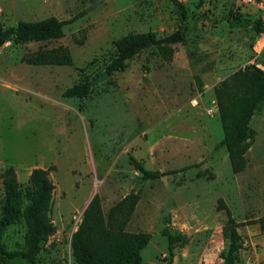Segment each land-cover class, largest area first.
I'll return each mask as SVG.
<instances>
[{
    "label": "rangeland",
    "instance_id": "1",
    "mask_svg": "<svg viewBox=\"0 0 264 264\" xmlns=\"http://www.w3.org/2000/svg\"><path fill=\"white\" fill-rule=\"evenodd\" d=\"M92 2L0 0L3 29L77 16L59 38L0 46V213L3 169L14 167L24 193L31 169L41 167L54 184L46 214L55 231L40 242L38 264H75L71 235L90 198L97 194L107 212L129 193L138 198L125 229L149 234L141 264H225L221 198L240 235L235 264H264L257 222L264 216V102L249 122L253 142L241 172L231 170L224 147H215L222 128L214 86L246 64L264 70L263 34L234 22L253 20L256 9L238 0H183L182 19L173 0H101L87 9ZM177 30L180 39L142 49L84 97L63 94L104 72L128 34L152 32L157 40ZM158 45L170 46L171 57ZM59 46L71 64L26 61ZM138 164L159 172L192 166L142 178ZM165 231L187 237L172 255ZM25 232L20 216L2 233L7 249L22 248Z\"/></svg>",
    "mask_w": 264,
    "mask_h": 264
},
{
    "label": "trees",
    "instance_id": "2",
    "mask_svg": "<svg viewBox=\"0 0 264 264\" xmlns=\"http://www.w3.org/2000/svg\"><path fill=\"white\" fill-rule=\"evenodd\" d=\"M180 11L182 19H186L183 5L173 0ZM77 16L59 19L48 16L39 20H20L11 26V34H4L0 24V46L6 41L14 43L23 41H44L63 36V26L73 22ZM238 25H248L255 33L264 32L258 17L235 18ZM152 32L128 34L117 45L116 55L106 65L105 71L111 73L122 70L125 61L142 49L148 48L155 41ZM160 54L170 58L173 49L168 45H158ZM31 64H71V56L65 47L43 49L32 57L26 58ZM91 87V81H82L65 89L67 97H84ZM214 95L218 116L222 128V137L215 145L224 147L234 173L241 172L247 165L245 156L253 137L249 130V122L254 112L264 102V70L246 64L236 69L214 86ZM132 159V158H131ZM184 165L159 172L138 164L142 178H156L165 174H174L190 168ZM3 202L0 213V264H38L36 254L40 250V242L55 231V226L46 214L54 184L48 177V170L34 167L28 175L30 188L24 193L19 188L14 167L9 165L1 172ZM27 203L21 207L23 199ZM138 196L129 193L112 204L107 212L101 206L100 197L94 194L84 207L77 228L71 235V254L75 264H141L140 250L147 243L149 234L131 232L125 226L132 214ZM218 207L223 208L226 221L223 235L228 239V247L222 258L225 264H235L238 249L241 247L240 235L236 230L237 223L221 198ZM22 216L26 224L24 246L18 249H7L3 240L4 229ZM264 229V216L257 219ZM168 251L172 255L177 245H184L187 237L181 233L165 231Z\"/></svg>",
    "mask_w": 264,
    "mask_h": 264
},
{
    "label": "water",
    "instance_id": "3",
    "mask_svg": "<svg viewBox=\"0 0 264 264\" xmlns=\"http://www.w3.org/2000/svg\"><path fill=\"white\" fill-rule=\"evenodd\" d=\"M100 1L101 0H93L91 5L87 9H92ZM4 34L5 35L6 34H11V28L6 29ZM178 39H180V32L177 30V31L165 36V37H162V38H159V39L155 40L152 44H154V45H157V44H169V43L177 41ZM106 76H108V73L106 71L102 72L95 79H93L91 81V84L100 81L101 79H103ZM135 167H137V164L135 165Z\"/></svg>",
    "mask_w": 264,
    "mask_h": 264
},
{
    "label": "built area",
    "instance_id": "4",
    "mask_svg": "<svg viewBox=\"0 0 264 264\" xmlns=\"http://www.w3.org/2000/svg\"><path fill=\"white\" fill-rule=\"evenodd\" d=\"M183 1V0H177ZM243 5H250L256 9L258 13L257 17L260 21L261 26L264 28V0H238ZM261 34L264 35V32ZM264 43V42H263ZM255 51L258 53L259 50L255 47Z\"/></svg>",
    "mask_w": 264,
    "mask_h": 264
},
{
    "label": "bare ground",
    "instance_id": "5",
    "mask_svg": "<svg viewBox=\"0 0 264 264\" xmlns=\"http://www.w3.org/2000/svg\"><path fill=\"white\" fill-rule=\"evenodd\" d=\"M261 42H259V44H260Z\"/></svg>",
    "mask_w": 264,
    "mask_h": 264
},
{
    "label": "crops",
    "instance_id": "6",
    "mask_svg": "<svg viewBox=\"0 0 264 264\" xmlns=\"http://www.w3.org/2000/svg\"><path fill=\"white\" fill-rule=\"evenodd\" d=\"M264 36V35H263Z\"/></svg>",
    "mask_w": 264,
    "mask_h": 264
}]
</instances>
